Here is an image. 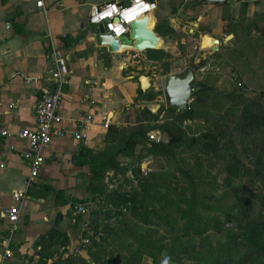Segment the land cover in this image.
I'll return each instance as SVG.
<instances>
[{
    "label": "crops",
    "instance_id": "0c3cea01",
    "mask_svg": "<svg viewBox=\"0 0 264 264\" xmlns=\"http://www.w3.org/2000/svg\"><path fill=\"white\" fill-rule=\"evenodd\" d=\"M108 1L121 0H44V14L36 7L37 0H0V124L11 133L7 141L0 140V264H36L40 250L36 242L53 229L66 234L65 249L70 254L81 251V234L72 223L70 203L88 200L91 174L84 160L76 158L83 149L93 153L104 149L106 131L101 125L109 121V126L119 127L121 114L133 103L137 90L115 56L95 45V27L87 23L89 7ZM202 7L209 13L212 34L218 35L216 26L224 23L223 12L250 18L264 13V0H225L218 6ZM153 25L150 16L149 28ZM204 37L211 39L201 37V47ZM51 47L63 50L67 58L68 75L58 110L64 119L61 127L81 129L84 137L80 142L71 136L54 139L43 152L38 177L27 187L29 165L22 157L26 143L17 134L35 127L34 105L50 76ZM28 79L31 84L25 83ZM87 116L92 122L83 126L81 121ZM10 145L15 147L12 152ZM118 161L126 166L131 160L119 157ZM17 192L24 199L17 231L10 233L4 211ZM4 242L10 249L9 258L4 255Z\"/></svg>",
    "mask_w": 264,
    "mask_h": 264
},
{
    "label": "trees",
    "instance_id": "16d2710c",
    "mask_svg": "<svg viewBox=\"0 0 264 264\" xmlns=\"http://www.w3.org/2000/svg\"><path fill=\"white\" fill-rule=\"evenodd\" d=\"M193 1L196 6L203 5L199 0ZM226 14L227 12H223L221 17L224 22L230 18L234 19V17ZM238 18L247 19L249 24L253 25L264 58V25H258V22L264 24V13L254 14L250 18L244 16ZM19 27L17 25V32L20 31ZM155 33L160 37H166L173 34L174 31L168 24L163 23L156 26ZM203 33H209V31L206 29ZM253 33L248 34V31L245 30L247 38ZM179 49L181 53L184 52L183 47ZM145 53L150 60H163L161 65L163 75L169 72L171 56L168 52L147 50ZM226 53H229L231 57L229 59L231 64H235L236 59H241L242 52L234 42L231 43L229 49H226ZM215 55L221 54L215 53ZM243 63L246 71H248L246 68L248 63L246 61ZM224 66H227L226 72H229L231 68L238 73L239 77H235V80L238 82L237 85L240 84L242 76L240 77L239 70L229 64L222 63L221 67ZM222 72L224 71L222 70ZM204 84L198 83L192 86L191 96L195 97L194 102L198 101L197 95L201 90L210 89ZM156 95L157 93L153 90L142 92L141 89L137 88L134 101L153 102ZM194 102L192 101L188 108L182 110L166 109L173 119L175 134L170 133L168 142L148 140L150 156H168L173 148L190 143L197 145L205 156L212 154L223 160L225 162L224 173L230 183L235 179H252L261 188H264V145L257 148L255 142L253 147L251 145L242 147L241 152L245 158H248V165L240 158L238 149L243 146L240 140L241 133L264 136V93H260L259 99L245 100L236 120L230 125H227L221 116L198 137L188 139L182 134L181 127L184 123L186 125L194 121ZM141 111L151 115L153 119H157L158 115L150 113L147 109ZM128 121L127 119L126 123H129ZM139 123L140 120L138 119L135 122H130L131 128L128 131L114 125L109 126L104 141L105 147L101 152L93 153L83 149L76 158L77 160H84L82 164L89 166L91 174L90 181L86 186V192L89 195L88 200L70 203V211L76 204L86 203L88 205L89 230L80 232V250L86 249L89 246H86L87 244L99 246L96 239L101 236L104 226L112 229L113 225L119 222L117 219L129 214L127 216L133 221L128 223L127 220H123V225H125L123 234L130 240L131 245H128L130 247L128 257L118 255L113 261L118 264H139L141 256L147 255L154 259L155 253L162 250L163 241L161 239L154 241L152 233L148 234L147 231L140 233L134 230L135 224L147 227L152 216H159L157 218L161 219L170 230L175 228L176 221L181 222V234L198 238V245L207 239V237L202 238L205 233L212 231L216 234L221 230L222 224L215 217L219 213L220 207L207 203L209 200L219 201L209 190L217 187L214 181L205 180L198 176V180H196L190 171L180 170L179 175L183 177L186 188L180 187L173 194L168 186L159 184L158 180L160 179L153 178L154 175H145L146 177L142 175L135 149L140 144V140L146 136V132L139 127ZM119 157L135 161L136 164H132L127 170L118 161ZM127 171L131 172V179L136 182L137 190L131 193L107 192L104 183L106 175L108 173L116 175ZM159 176L163 178L164 174L160 173ZM245 193L242 187L234 189L233 195L228 197L230 204L225 205L224 212L220 211L227 228L225 238L234 245V249L224 251L221 245L218 248L209 245V247H202L200 251H197L195 245H188L181 250L182 258L186 254V260L195 261L198 264H264V217H258V219L253 217V202ZM204 212L208 214H204ZM80 222L81 219L74 224L78 230ZM121 223L122 221L119 222V227ZM67 244L68 238L65 233L55 229L51 230L36 242V245L40 246L36 264H48L59 249L64 248L63 250H65ZM247 245L251 246L250 249L241 253L240 250ZM104 250L105 248H102V251ZM88 251L90 252V249ZM89 259L90 262L83 257L68 255L62 263L54 261L52 264H98L93 254L89 256ZM178 261L177 264L182 263V260L179 259Z\"/></svg>",
    "mask_w": 264,
    "mask_h": 264
},
{
    "label": "rangeland",
    "instance_id": "374dc122",
    "mask_svg": "<svg viewBox=\"0 0 264 264\" xmlns=\"http://www.w3.org/2000/svg\"><path fill=\"white\" fill-rule=\"evenodd\" d=\"M91 1L96 2L98 0ZM149 1H154L157 4V11L154 15H151L153 24L156 20L155 28L157 25L166 23L174 31L173 34L166 37L159 36L163 41L161 50L168 52L171 56L169 72L163 75L161 68L163 60H150L145 52H138L132 49L113 54L115 59L122 64L123 75L130 77L131 81L137 84V88L141 89L142 92L153 90L157 93L153 102L133 101L130 106L124 108L119 121L120 129L128 131L131 128L130 122H135L138 119L140 120L139 127L146 132V136L140 140V144L135 149L142 175H154L153 178L160 179L158 183L168 186L173 194L180 187L186 188L183 177L179 175L180 170L190 171L196 180L200 177L214 181L217 185L215 189L205 188L209 189L219 201L209 200L207 203L220 207L221 212H224L225 205L230 204L228 197L233 195L234 189L242 187L246 192V196L253 202V217L257 219L258 217H264V188H261L254 180L235 179L230 183L224 173L225 162L212 154L205 156L197 145L190 143L173 148L168 156H150V143L147 137L148 133L155 132L163 142H168L170 133L175 134L173 119L166 110L168 108L164 104L162 89L166 76L180 75L182 73L183 69L173 67V62L179 58L184 59L185 63L206 66L195 72L193 85L205 83L204 85L210 87V89L201 90L198 93V101L196 102H194L195 97L191 95L189 97V105H191L192 101L194 102V121L186 125L184 123L181 127L182 134L188 139L198 137L221 116L226 124L230 125L236 120L245 100L259 99L260 93H264V58L259 47L260 44L257 42L258 36L256 31L253 30V25H250L247 19L230 18L226 22L218 24V26L215 25L220 30V33L214 35L212 34L211 24L208 22V11L205 12L202 6H196L193 0ZM258 25L264 24L258 22ZM206 29L209 33H203ZM245 30L248 31V34L254 32L252 36L250 35L251 38L246 37ZM203 36L218 40V51L213 52L212 48L216 47L213 41L210 47H201V37ZM119 42L127 46L132 44L129 35L121 38ZM230 42L237 44L242 52L241 59H236L235 64H231L229 61L231 57L229 53H226ZM180 47L184 48L183 53H181ZM215 53H220L221 55H215ZM245 61L248 63V67H246L248 71H246L243 63ZM222 63L229 64L239 70L240 77L242 76L240 84L237 85L238 82L235 80L238 73L231 68L229 72H226L227 66L221 67ZM142 79L147 81L148 87L145 89L140 84ZM160 107L161 110H159ZM143 109L158 115L157 119H153L151 115L143 113L141 111ZM127 119L129 123H126ZM240 140L243 143V146L238 148L240 158L248 165L249 160L241 152L242 147H249L250 145L253 147L256 142L257 148H260L264 145V136L261 134L249 135L241 133ZM160 173L164 174L163 178L159 176ZM104 183L107 192L131 193L137 190L136 182L131 179L130 171L116 175L108 173ZM220 211L215 217L222 222L221 230L216 232V234L212 231L205 233L202 238L205 239L207 237V239L199 245L198 238L181 234L180 226L182 223L179 221L175 222V228L172 230L165 226L161 219L157 218L159 216H152L147 227L135 224V231L140 233L147 231L148 234L152 233L154 241L157 239L163 241V248L160 252L155 253L154 259L144 255L141 256L139 264H177L179 259L182 260L181 264H198L195 261L186 260V254L182 258L181 250L188 245H195L197 251H200L202 247H209V245L214 248H218L221 245L222 250L230 249L232 251L234 245L225 238L227 228ZM72 212L73 209L71 214ZM204 214L208 213L204 212ZM125 216L117 219V222L118 220L119 222L122 221L120 227L119 222L113 225L114 229L104 226L101 236L96 239V243L99 246L87 244L86 246H89L86 249H82L80 252H73L72 254L66 249H59L48 264H52L54 261L62 263L63 259L68 255L83 257L90 262L89 256L91 254L94 255L98 264H118L113 261L118 255H126L128 257L130 249L128 245H131L130 240L123 234L125 226L123 225V220H127L128 223L133 220ZM80 245L81 242L79 247ZM250 247L247 245L240 252L244 253ZM102 248H105V250L102 251ZM88 249H90L91 254Z\"/></svg>",
    "mask_w": 264,
    "mask_h": 264
},
{
    "label": "built area",
    "instance_id": "2783aa9c",
    "mask_svg": "<svg viewBox=\"0 0 264 264\" xmlns=\"http://www.w3.org/2000/svg\"><path fill=\"white\" fill-rule=\"evenodd\" d=\"M36 7L41 9L44 14L47 13L44 0H37ZM157 11V4L148 0H121L108 1L101 4H93L89 7L87 23L91 27L98 28L103 25L104 33L109 34L115 40H120L128 36L132 14L143 13L144 16L154 15ZM136 20V19H135ZM50 76L44 87L41 88V97L34 105L35 127L33 129H22L17 137L26 143V150L22 157L29 165V176L25 180V186L32 184L38 177L44 165L43 152L49 147L54 139L71 136L73 140L80 142L84 133L81 129L69 131L63 129L61 124L63 117L59 114V105L63 96V85L68 75L67 58L63 50L57 47H51L49 52ZM26 84H31V80H26ZM189 102V100H188ZM189 107L188 106L185 108ZM183 108V109H185ZM182 110V109H181ZM92 122V117L87 116L81 121L83 126ZM111 123L105 121L102 125V131H107ZM11 136L9 130L0 124V140L7 141ZM149 141L160 142L162 139L155 132L147 134ZM15 149L10 145L8 151ZM145 160V159H144ZM140 166V165H139ZM148 170V169H147ZM24 194L17 192L12 196L13 204L4 211V218L9 224V232L17 231L20 209L23 203ZM88 205L86 203L76 204L73 207L72 223H77L81 219L79 231L89 230V218L87 216ZM4 255L10 257V249L7 242L2 243Z\"/></svg>",
    "mask_w": 264,
    "mask_h": 264
},
{
    "label": "water",
    "instance_id": "95a60500",
    "mask_svg": "<svg viewBox=\"0 0 264 264\" xmlns=\"http://www.w3.org/2000/svg\"><path fill=\"white\" fill-rule=\"evenodd\" d=\"M199 1L202 4H223L225 2V0ZM155 23L151 28H148V16L141 17L130 23L129 38L132 40V44L129 46H131L133 50L138 52L161 50L160 41H162V39L155 33ZM93 40L97 47H105L107 52L111 54L119 53V47L127 46L113 39L111 35L105 34L103 25L95 29ZM211 40L216 45V47L212 48L213 52L218 51L219 41L216 39ZM173 67L176 69H183V71L180 75H168L164 78L162 89L164 104L168 109L181 110L188 106V100L194 84L195 72L206 66L185 63L184 59L179 58L173 62ZM130 164L131 161H128L125 168L129 169L131 167ZM133 164H135V162H133Z\"/></svg>",
    "mask_w": 264,
    "mask_h": 264
},
{
    "label": "bare ground",
    "instance_id": "6f19581e",
    "mask_svg": "<svg viewBox=\"0 0 264 264\" xmlns=\"http://www.w3.org/2000/svg\"><path fill=\"white\" fill-rule=\"evenodd\" d=\"M143 13L141 14V13H135V14H132L131 16L132 17H130L129 19H131L130 21H133V20H135V19H139V18H141V17H143ZM150 16L151 15H148V28H149V20H150ZM162 41H160V44L162 45V43H161ZM212 44V40L211 39H208L207 37H204V41H203V47H210V45ZM120 48V50H119V52L120 51H125V49L126 48H129V49H131L132 50V47L131 46H123V47H119ZM127 50V49H126ZM141 84H142V88L143 89H145V88H147L148 87V85H147V81L145 80V79H142L141 80Z\"/></svg>",
    "mask_w": 264,
    "mask_h": 264
}]
</instances>
